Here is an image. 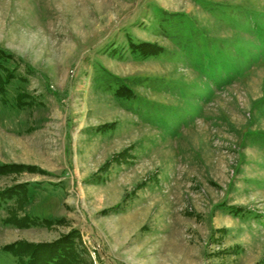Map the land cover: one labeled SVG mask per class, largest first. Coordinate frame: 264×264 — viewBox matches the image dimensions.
I'll use <instances>...</instances> for the list:
<instances>
[{
	"label": "rangeland",
	"instance_id": "rangeland-1",
	"mask_svg": "<svg viewBox=\"0 0 264 264\" xmlns=\"http://www.w3.org/2000/svg\"><path fill=\"white\" fill-rule=\"evenodd\" d=\"M0 78V264H264V0H0Z\"/></svg>",
	"mask_w": 264,
	"mask_h": 264
},
{
	"label": "trees",
	"instance_id": "trees-1",
	"mask_svg": "<svg viewBox=\"0 0 264 264\" xmlns=\"http://www.w3.org/2000/svg\"><path fill=\"white\" fill-rule=\"evenodd\" d=\"M134 49H138V51L140 50L145 54L149 53L143 45H136ZM7 81V78H4L2 81L0 80V92L2 94L6 92L3 90V87H5ZM126 89V86H124L122 89H118V93L122 94V96L130 97L129 92ZM9 197H11V195ZM34 218L35 217H30L28 218V221H31L33 224L37 221V218ZM73 235L74 233H68L60 239L38 245L30 244L22 246L20 242H15L5 246V249L18 256L20 264H72V259L74 258L73 255H75L72 249L74 247L71 246V242L74 238Z\"/></svg>",
	"mask_w": 264,
	"mask_h": 264
}]
</instances>
